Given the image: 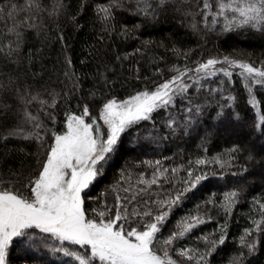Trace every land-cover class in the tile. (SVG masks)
I'll list each match as a JSON object with an SVG mask.
<instances>
[{"label":"trees","instance_id":"1","mask_svg":"<svg viewBox=\"0 0 264 264\" xmlns=\"http://www.w3.org/2000/svg\"><path fill=\"white\" fill-rule=\"evenodd\" d=\"M201 3L0 0V189L29 194L30 180L38 176L54 136L65 132L69 115H81L87 106L91 120L98 119L109 100L151 91L188 71L189 93L178 97L167 115L157 112L154 121L122 134L102 162L101 174L84 193L86 215L99 221L98 212L104 211L107 220L117 196L135 195L137 202H150L138 203L136 211L151 210L154 216L161 200L170 203L182 192L158 235L167 239L194 217L203 222L171 246L158 243V255L168 247L173 264H264V85L223 62L209 78L194 71L208 59L225 57L264 70V25L224 31L226 21L213 24ZM105 7L108 19L100 11ZM186 97L199 112L184 110ZM169 115L172 128L165 124ZM157 177L156 185L139 183ZM233 191L238 196L226 211ZM151 218L131 223L143 228ZM63 248L81 255L90 251L32 228L12 240L6 262L77 264L56 251ZM181 249L192 259L180 256Z\"/></svg>","mask_w":264,"mask_h":264},{"label":"snow or ice","instance_id":"2","mask_svg":"<svg viewBox=\"0 0 264 264\" xmlns=\"http://www.w3.org/2000/svg\"><path fill=\"white\" fill-rule=\"evenodd\" d=\"M167 3L168 0H158L160 7H165ZM200 8L205 18L211 17L213 24L217 23L218 18H223L226 21L224 31H234L248 25L253 28L264 25V0H245L244 3L240 0H217L215 5L209 0H202ZM100 11L104 13L105 19L110 18V8H101ZM229 13L232 15L229 16ZM221 62L241 68L246 79L264 85V70L227 57L223 61L208 59L194 71L209 78L215 75V66ZM188 75V71H179L178 75L151 91L137 93L123 101L109 100L103 104L99 118L90 122L85 120L91 115L87 106L83 107L81 115L68 116L67 132L54 136V144L38 176L29 182V194L0 189V264H5L12 238L23 237L26 230L32 228L50 234L62 245L67 242L81 249L87 247L90 251L86 255L68 248L56 249L63 250L64 255L73 258L77 264H173L168 247L163 248L162 257L157 254V244L171 246L175 239L203 222L199 217H194L192 221L183 224L181 231L173 232L169 238L162 239L158 235L167 222L169 207L179 203L182 192L173 197L170 203L161 200L160 210L154 216L151 210L136 211L138 203L147 205L150 203L148 200L137 202L135 195L125 198L117 196L115 212L105 220V212L99 211V221L87 217L82 192L101 174L102 162L115 150L122 134L142 122L154 121L157 112L163 110L167 115L176 99L189 93L191 85L185 80ZM224 75L231 74L225 71ZM186 99V112L200 111L199 107L193 109L191 105L194 102L190 98ZM165 124L167 128H172L174 118L167 116ZM36 138L41 139L39 133ZM197 163L203 164L204 161L199 160ZM188 175L191 177L192 173ZM201 178L194 179L199 181ZM158 179L145 181L141 178L139 183L156 185ZM190 186L195 187V183ZM124 191L130 192L131 189L126 188ZM237 196V192L233 191L226 197V211L231 209ZM260 210L264 212V204L260 205ZM140 216L152 217L143 223V228L131 223ZM257 228L260 229L259 224ZM225 239L222 235L218 242L223 244ZM179 255L192 259L190 251L186 249H181ZM203 259L201 256L200 260Z\"/></svg>","mask_w":264,"mask_h":264},{"label":"rangeland","instance_id":"3","mask_svg":"<svg viewBox=\"0 0 264 264\" xmlns=\"http://www.w3.org/2000/svg\"><path fill=\"white\" fill-rule=\"evenodd\" d=\"M218 65L219 64H217L216 66H215V70L217 69V67H218ZM236 68V70H238L239 72H243V70L241 69V68H238V67H235ZM211 71V70H210ZM197 74V73H196ZM202 74V73H201ZM85 120H86V122H90L91 121V118H90V116L89 117H86L85 118ZM101 124H102V121L100 122ZM238 129H241V128H238ZM67 132V122H66V130H65V132L63 133V134H65ZM62 135V134H61ZM54 144V143H53ZM96 179V178H95ZM94 179V180H95ZM94 180L89 184V186L94 182ZM89 186H88V188H89ZM88 188H86V189H84V191L82 192V198H83V200H84V193L88 190ZM14 238H16V237H13L12 238V240L14 239ZM52 238H54V237H52ZM55 239V238H54ZM58 241V240H57ZM11 243H12V241L10 242V244H9V246H8V249H9V247H10V245H11ZM67 243V242H66ZM87 248V247H86ZM8 249H7V251H8ZM5 264H7V262H6V259H5Z\"/></svg>","mask_w":264,"mask_h":264}]
</instances>
